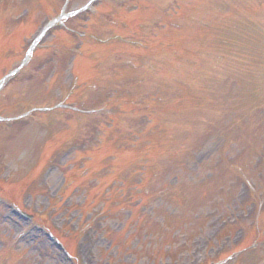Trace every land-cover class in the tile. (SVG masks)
<instances>
[{
  "label": "rangeland",
  "instance_id": "374dc122",
  "mask_svg": "<svg viewBox=\"0 0 264 264\" xmlns=\"http://www.w3.org/2000/svg\"><path fill=\"white\" fill-rule=\"evenodd\" d=\"M90 1L0 0V37L14 36L13 41L19 43L17 50L11 45L0 47V56L8 58L0 63V79L21 65L43 26L62 14L70 17L62 20L63 25L52 27L38 45L39 60H31L27 70L0 90V196L4 200L13 197L37 215L36 222L49 223L71 247L78 248V258H92V264L259 263L264 259V244L255 246L254 259L251 255L240 259L231 255L235 249L231 245L238 240L220 243L214 234L222 219L227 220L226 230L231 228L233 235L240 224L247 228L256 224L251 213L253 193L240 184L237 170L246 173L256 194H264V127H259L264 126V0H97L80 12ZM73 12L80 13L71 17ZM182 12L187 14L180 18ZM162 20L178 28L168 29ZM140 21L142 33L127 27L131 24L138 31ZM92 25L95 39L90 36ZM221 37H232L237 43L231 50L224 49ZM179 39L193 53L175 47ZM109 45L114 49L106 48ZM108 55L103 63L107 70L100 80L112 74L118 79L87 89ZM220 55L227 61L222 66ZM87 70L89 81L72 90L73 72L80 75ZM134 73L137 78L131 79L129 75ZM219 73L228 80L223 85L224 97L219 95ZM201 80L207 88L211 86L205 103L220 99L221 112L215 115V103L213 113L197 118L201 122L206 118V122L197 129L200 140L184 158V165L168 172L161 170L159 175L155 169L137 173L133 156L117 154L109 143H101L97 117L116 112L111 99L114 95L120 100L130 99V95L136 100L158 95L168 107L175 103L171 97L180 86L184 96H194L185 103L188 111L201 99ZM108 96L112 110L87 111ZM80 101L87 112L75 109ZM43 106L59 109L33 111L29 119L7 121ZM187 111V116L176 120L181 125L196 119L189 118ZM115 123L118 131L128 135L144 129L140 120L127 124L119 118ZM172 131L178 136L181 129L176 127L179 133ZM243 136L246 138L241 143ZM65 142H75L74 148L58 157L61 152L55 150ZM102 148L101 155L96 153ZM248 150L256 152L252 159L256 165L238 166L250 157L241 154ZM48 162L52 163V174L40 185L39 174ZM161 164L169 163L162 159ZM162 183L178 193L174 199L169 198L172 190L162 193ZM149 185L157 198L142 201L139 195ZM9 207L0 199V254L9 247L14 255L27 252L22 260L11 256L0 259V264H62L54 247L25 239L29 228L17 227L16 217L15 221L7 219ZM250 213L251 220H245ZM236 218L238 221L228 220ZM258 222L264 226V211ZM14 236L18 244L13 242ZM250 237L263 238L260 243L264 242V228ZM224 248H229L227 256H217Z\"/></svg>",
  "mask_w": 264,
  "mask_h": 264
}]
</instances>
